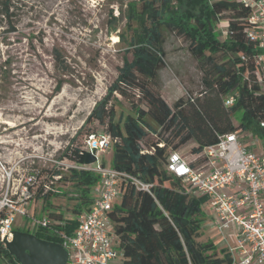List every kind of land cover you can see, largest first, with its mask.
Returning a JSON list of instances; mask_svg holds the SVG:
<instances>
[{"label":"trees","instance_id":"obj_1","mask_svg":"<svg viewBox=\"0 0 264 264\" xmlns=\"http://www.w3.org/2000/svg\"><path fill=\"white\" fill-rule=\"evenodd\" d=\"M14 1L0 0V28L4 23L7 26L4 34L16 31ZM123 16L132 31L127 51L131 59L123 60L116 79L85 121L97 122L106 127L104 132L117 137L109 166L149 186L144 190L125 178L120 185V199L109 212L122 264H231L227 248L219 249L209 240L200 241L204 220L201 200L166 171V163L170 152L193 142L190 153L197 158L188 164L200 167L203 159L198 156L202 149L214 144L217 135L238 129L264 139L258 126L264 121V86L258 85L254 76L256 45L245 33L249 10L234 0H138L126 4ZM222 22L226 23V37L220 40L215 31ZM162 29L187 41L202 73L199 94H187L172 106L151 86L164 65ZM2 34L0 44L6 38ZM240 55L245 57L244 61ZM54 58L60 61L57 53ZM9 66L8 60L2 61L0 57V89L7 82ZM61 86L58 81L55 90L58 92ZM234 93L237 96L233 105L224 106L225 97ZM116 103L125 104L128 111L120 112L117 119ZM64 152L63 156L76 165L84 164L85 153L79 154L78 149L70 147ZM198 163L201 165L197 166ZM53 176H59L57 181L68 182L73 194L68 195L54 185L45 190L48 182L40 185L34 193V198L41 202L39 218L60 222L59 229L71 233L77 216L89 209L91 189L98 184L99 177L75 168H68L66 173L55 170L49 181ZM59 196L74 202L70 217L54 203ZM7 217V209H1L0 226ZM10 231L14 228L10 227ZM33 235L58 242L46 229L38 228ZM0 264H19L1 240Z\"/></svg>","mask_w":264,"mask_h":264},{"label":"rangeland","instance_id":"obj_2","mask_svg":"<svg viewBox=\"0 0 264 264\" xmlns=\"http://www.w3.org/2000/svg\"><path fill=\"white\" fill-rule=\"evenodd\" d=\"M131 1L138 0H15L16 31L4 34L7 26L2 24L0 32L6 38L0 44V57L10 66L0 89V210L6 208L13 217L14 230L34 233L30 218L41 215L35 191L49 182L53 171L66 173L76 166L63 156L66 147L79 150L88 133L106 130L97 122L85 121L116 79L123 60L131 59L127 51L132 31L123 16ZM162 35L164 65L151 86L172 106L178 98L199 94L202 73L187 41L165 29ZM215 35L224 39L219 32ZM58 81L62 86L57 92ZM141 107L145 109L144 104ZM116 109V119L120 112H128L123 103H116ZM147 121L156 127L150 118ZM234 122L238 124L237 119ZM262 144L263 139L257 141L256 153ZM192 145L189 142L177 151L188 163L197 158L190 153ZM99 159L109 166L111 150ZM28 173H35V178ZM53 185L73 194L68 182ZM197 197L208 214L201 229L206 235L210 213L204 198ZM54 203L66 217L71 216L73 201L59 196Z\"/></svg>","mask_w":264,"mask_h":264},{"label":"built area","instance_id":"obj_3","mask_svg":"<svg viewBox=\"0 0 264 264\" xmlns=\"http://www.w3.org/2000/svg\"><path fill=\"white\" fill-rule=\"evenodd\" d=\"M234 1L249 10V26L245 33L256 45L254 76L257 84L264 86V0ZM216 32L225 39L226 24L220 23ZM244 58L240 55L241 61ZM236 96L234 93L225 97L224 106H232ZM258 126L264 132V121ZM260 139L263 138L238 129L217 135L214 144L205 146L198 156L203 159L200 167H191L177 151L169 153L166 163V171L179 178L187 192L205 198L203 202L215 230L219 234L231 233L234 244L227 246L231 264H264V139L261 152L254 151ZM117 142V137L106 132L94 133L86 137L84 147L79 149V154H93L95 162L72 168L93 172L99 177V182L91 189L89 209L77 216L71 233L59 229L62 226L60 222L44 217L30 218L35 230L46 229L65 249L66 264L122 263L119 241L113 232L109 212L120 199V185L125 178L133 180L144 190L149 186L102 164L100 155L111 150ZM58 178L53 176L45 190H50ZM12 221L13 217L8 216L1 223L2 242L11 237Z\"/></svg>","mask_w":264,"mask_h":264},{"label":"water","instance_id":"obj_4","mask_svg":"<svg viewBox=\"0 0 264 264\" xmlns=\"http://www.w3.org/2000/svg\"><path fill=\"white\" fill-rule=\"evenodd\" d=\"M95 162L93 154L86 153L84 164ZM7 251L19 264H66L67 252L58 243L36 238L33 234L12 231L11 237L3 239Z\"/></svg>","mask_w":264,"mask_h":264},{"label":"crops","instance_id":"obj_5","mask_svg":"<svg viewBox=\"0 0 264 264\" xmlns=\"http://www.w3.org/2000/svg\"><path fill=\"white\" fill-rule=\"evenodd\" d=\"M204 199H203V201H204ZM201 207H202V205H201ZM206 207H207V205H206ZM202 209H203V207H202ZM203 212H204V214L207 213L204 209H203ZM206 216H208V214H206ZM209 226H210V231H208L209 234L204 235V232L201 230L202 236L200 238V241L209 240V241L213 242L216 245V247L219 249L220 248H227V246L229 244H230V246H232L234 244V239H233L230 232H225L224 234H219L217 231L214 233V230H211V229H215L212 225L211 218L209 220Z\"/></svg>","mask_w":264,"mask_h":264}]
</instances>
